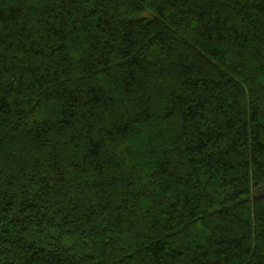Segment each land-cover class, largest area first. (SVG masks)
<instances>
[{
  "label": "trees",
  "instance_id": "1",
  "mask_svg": "<svg viewBox=\"0 0 264 264\" xmlns=\"http://www.w3.org/2000/svg\"><path fill=\"white\" fill-rule=\"evenodd\" d=\"M0 264H264V0H0Z\"/></svg>",
  "mask_w": 264,
  "mask_h": 264
}]
</instances>
